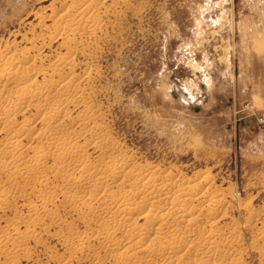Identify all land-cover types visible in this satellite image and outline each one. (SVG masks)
<instances>
[{
	"label": "bare ground",
	"instance_id": "bare-ground-1",
	"mask_svg": "<svg viewBox=\"0 0 264 264\" xmlns=\"http://www.w3.org/2000/svg\"><path fill=\"white\" fill-rule=\"evenodd\" d=\"M53 1L60 8L48 15L45 33L32 30L20 37L21 46L14 39L0 45V257L14 264L28 253L27 242L39 244V232L56 226L58 240L72 247L59 264L79 253L90 260L92 242L110 264H245L243 252L234 250L235 226L215 227L227 201L214 194L207 173L187 178L137 163L99 123L89 97L93 73L79 59L94 56L88 41L97 43L130 0ZM173 90L197 108L177 84ZM57 197L86 231L72 232L59 217ZM17 203L20 210L5 217ZM247 214L253 251L264 264V226H257L264 207ZM103 261L97 256L94 264Z\"/></svg>",
	"mask_w": 264,
	"mask_h": 264
},
{
	"label": "rangeland",
	"instance_id": "rangeland-1",
	"mask_svg": "<svg viewBox=\"0 0 264 264\" xmlns=\"http://www.w3.org/2000/svg\"><path fill=\"white\" fill-rule=\"evenodd\" d=\"M128 4L117 14L115 25L107 24L98 33L96 45L88 41L94 56L88 62L79 59L93 73L89 97L101 113L99 123L137 163L187 178L207 173L214 194L227 201L226 215L215 227L235 226L234 250L243 252L245 264H263L252 248L255 232L246 222L248 209L264 207V0ZM59 8L53 0H0V45L14 39L21 46L20 37L32 30L45 33L51 25L48 15ZM56 46L45 53L51 54ZM175 84L190 94L197 108L179 97ZM30 201L35 203L34 197ZM56 202L59 217L72 232L86 231L85 223L63 207L61 197ZM20 205L3 215L12 218ZM259 225L264 226L263 214ZM58 229L41 230L39 244L27 242L28 253L15 257L14 264L67 260L72 247L58 240ZM91 244L95 250L90 260L79 253L70 263L94 264L98 256L110 264L97 243ZM8 261L0 257V264Z\"/></svg>",
	"mask_w": 264,
	"mask_h": 264
}]
</instances>
